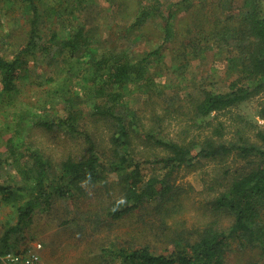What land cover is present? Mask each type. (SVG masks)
Segmentation results:
<instances>
[{
    "label": "rangeland",
    "instance_id": "rangeland-1",
    "mask_svg": "<svg viewBox=\"0 0 264 264\" xmlns=\"http://www.w3.org/2000/svg\"><path fill=\"white\" fill-rule=\"evenodd\" d=\"M36 1L41 16L39 32L45 40H49L52 32H55L58 39H68L79 27L92 26L98 22L101 23L99 38L110 41L108 47L122 45V50L125 46H131L133 62L160 47L159 53L151 57L148 65L146 77H151L152 81L144 83L146 85L140 88L135 85L125 90L132 91L131 100H137L138 106L142 107L138 114L144 111L138 127H135L138 137L132 143L133 152L139 161L150 157L153 152L163 155L159 148L152 147L145 140L144 133L154 123L149 119L153 109L150 104H155V112L159 116L169 114L164 113L156 97L149 98V104L143 100L142 94L150 88H158L162 97H167L164 103L170 107L169 112L189 103L191 95H199L200 87L225 91L234 77L223 47L214 48L203 43L187 53L185 61L179 59L173 50L181 47L180 36L165 40L161 29L165 25V11L169 7L164 4L161 7L164 11L162 16L148 19L138 31H130L126 29L127 23L111 24L114 21L112 12L117 9L114 0ZM75 1L80 3L73 5ZM136 1L126 0V5L132 7ZM189 2L191 5L183 3L173 7L175 14L170 25L177 32L183 34L188 28L191 35H198L203 42V36L198 33L203 32L204 28L210 29L216 18L224 20L227 15H232V19L226 24L222 23L218 30L234 35L243 13L242 0ZM71 9L73 11L70 13ZM30 15L19 0H0V57L11 58L24 46L30 29ZM51 48L54 51V46ZM53 51L47 50L28 57L29 66L20 73L16 90L10 94L0 91V155L7 158V142L12 138L16 147L24 150L25 154L39 151L44 160L51 161L52 169L58 173L61 161L68 157L80 159L85 155L82 139L63 129L46 130L37 123L64 118L68 112V103H73V107L81 112L78 117L79 128L93 135L97 150L101 153L99 156H102V152L109 153L111 145L107 125L95 121L89 115L99 99L92 95L88 82L78 77L81 64L76 57L69 61L63 56L53 59L50 56ZM64 64L71 68L69 72ZM176 98L179 100L174 108L172 104ZM259 100L254 98L245 106L235 109L234 117L226 113H213L210 118H213L214 124L222 121L233 128L235 116L241 114L254 126L247 129L250 136H253L251 133L264 125L256 113ZM180 110L183 114L174 112L171 121L166 119L162 127L155 130L162 131L161 135L165 138L176 141L189 142L194 137L202 139L207 129H199L195 124L192 126L190 114H185L187 110L184 108ZM177 119H180L179 123ZM226 132V137L230 138L232 134L229 129ZM248 169L242 160L233 156L213 161L203 159L195 161L193 166H182L169 176L168 180L174 187L167 200L151 201L140 210L118 220L110 219L106 212L112 200L120 196V173L108 172L105 174L106 188L96 185L90 187L84 197L58 200L47 207L43 203H35L32 222L24 230L10 235L9 244L12 249L8 252L25 253L34 244L40 243V264H110L114 256L112 252L121 247L147 246L154 253L169 254L184 248L186 243H193L210 223L219 229L228 230L232 217L215 211L214 200L236 176ZM164 172L154 164L142 165L141 173L145 180L151 176L162 178ZM0 183L10 185L14 190V211L15 207L23 205L32 197L33 191L29 187L18 189L25 186V183L13 165L1 170ZM16 221L17 213L12 216L8 226L15 225ZM7 228L0 231L4 232ZM228 244L223 253V264H262L264 261V254L259 247H243L232 238ZM0 264L6 263L0 261Z\"/></svg>",
    "mask_w": 264,
    "mask_h": 264
},
{
    "label": "trees",
    "instance_id": "trees-1",
    "mask_svg": "<svg viewBox=\"0 0 264 264\" xmlns=\"http://www.w3.org/2000/svg\"><path fill=\"white\" fill-rule=\"evenodd\" d=\"M19 1L31 14L30 29L21 49L11 58L0 57V91L5 94L15 91L20 73L29 66L28 57L47 50L53 51L51 46H54V51L50 53L53 59L63 56L69 61L76 57L81 64L78 77L88 82L92 95L99 99L89 115L95 121L107 125L111 146L109 153L102 152V156H99L101 153L97 150L93 135L79 128L78 117L81 112L73 107V103H68V112L64 118L37 123L46 130L63 129L82 139L85 155L80 159L68 157L61 161L58 173L52 169L51 161L44 160L39 151L25 154L24 150L16 147L12 138L8 139L7 158L0 155V177L1 170L13 165L25 183V186L18 189L29 187L33 193L23 205L16 207L17 222L7 228L0 238V254L12 249L9 244L10 235L24 230L32 222L35 203H43L47 207L58 200H77L86 196L90 187L103 185L106 188V173H120V196L112 200L106 212L110 219L118 220L140 210L151 201L167 200L174 187L168 179L176 169L193 166L195 161L203 159L213 161L230 156L242 160L249 169L236 176L214 200L215 211L232 217L228 230L219 229L210 223L193 243H186L184 248L169 254L154 253L147 246L121 247L112 252L114 256L110 264H223V253L229 246L230 238L236 239L243 247H259L264 252V125L250 136L247 129L254 126L241 114L235 116L233 128L222 121L214 124L213 118H210L213 113H226L234 117L235 109L245 106L254 98H260L256 113L264 122V0H242L243 13L234 35L218 30L219 26L232 19V15H227L224 20L216 18L210 29L204 28L203 32L198 33L203 36V42L198 35H191L188 28L180 34L170 25L175 14L173 7L183 3L191 5L189 0H137L132 7L126 5V0H114L117 9L112 12L114 21L111 24L127 23L126 29L130 31H138L148 19L162 16L164 11L161 7L169 6L165 11V25L161 29L165 40L180 36L181 47L173 50L179 59L185 61L186 54L203 43L214 48L223 47L227 53V64L234 74L225 91L200 87L199 95L188 94L191 95L188 100L190 102L183 104L185 106H177L174 111L168 112L170 107L164 103L167 97L163 98L158 88H150L142 94L143 100L149 104L148 99L156 97L164 113H169L159 116L155 112V104H150L153 109L149 119L154 123L144 133L145 140L152 147L159 148L163 155L153 152L150 157L141 158L142 161L135 157L132 143L138 137L135 127H138L144 111L138 114L142 107L138 106L136 99L131 100L132 91L125 90L135 85L140 88L146 85L144 83L152 81L151 77H146L148 65L151 57L159 53L160 47L133 62L131 46L120 50L122 45L108 47L110 41L99 38L101 23L98 22L92 26L79 27L68 39H58L55 32H52L49 40H45L39 32L41 16L37 1ZM79 3L75 1L73 5ZM64 68L68 72L71 69L68 64ZM178 100H172L174 108ZM183 108L187 110L185 114H190L192 126L207 129L202 139L194 137L189 142L176 141L165 138L161 135L162 131L155 130L161 128L166 119L171 121L174 112L183 114L180 110ZM179 121L177 119V123ZM227 129L232 134L230 138L226 137ZM144 164L159 166V169L165 171L162 178L151 176L145 180L141 173ZM13 192L10 185L0 183L1 199L14 203L16 198L12 197Z\"/></svg>",
    "mask_w": 264,
    "mask_h": 264
},
{
    "label": "built area",
    "instance_id": "built-area-1",
    "mask_svg": "<svg viewBox=\"0 0 264 264\" xmlns=\"http://www.w3.org/2000/svg\"><path fill=\"white\" fill-rule=\"evenodd\" d=\"M42 246L40 243L34 244L31 250L22 252H5L0 254V261L6 264H40Z\"/></svg>",
    "mask_w": 264,
    "mask_h": 264
},
{
    "label": "crops",
    "instance_id": "crops-1",
    "mask_svg": "<svg viewBox=\"0 0 264 264\" xmlns=\"http://www.w3.org/2000/svg\"><path fill=\"white\" fill-rule=\"evenodd\" d=\"M12 197H14V192H13ZM14 206L15 205L13 202H6L0 198V230L3 228L5 229L7 227L8 228L10 227V226H8L9 225L8 222H10V219L12 218V216L14 217L15 214L17 213L16 210L15 211L13 210ZM15 209H16V207H15ZM11 226H14V225H11ZM3 233H4L3 231L2 232L0 231V238L2 237ZM261 252H262V250H261ZM262 253L264 254V252H262ZM254 264H256V263H254ZM262 264H264V261H262Z\"/></svg>",
    "mask_w": 264,
    "mask_h": 264
}]
</instances>
